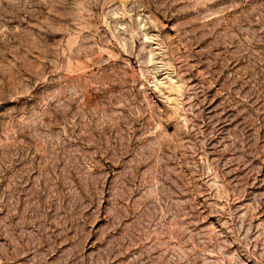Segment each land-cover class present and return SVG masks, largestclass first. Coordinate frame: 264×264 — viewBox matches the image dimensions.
I'll return each mask as SVG.
<instances>
[{
	"label": "rangeland",
	"instance_id": "1",
	"mask_svg": "<svg viewBox=\"0 0 264 264\" xmlns=\"http://www.w3.org/2000/svg\"><path fill=\"white\" fill-rule=\"evenodd\" d=\"M0 264H264V0H0Z\"/></svg>",
	"mask_w": 264,
	"mask_h": 264
}]
</instances>
